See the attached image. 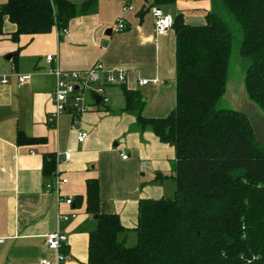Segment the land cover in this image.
<instances>
[{
    "label": "crops",
    "instance_id": "0c3cea01",
    "mask_svg": "<svg viewBox=\"0 0 264 264\" xmlns=\"http://www.w3.org/2000/svg\"><path fill=\"white\" fill-rule=\"evenodd\" d=\"M177 1L98 0L94 14L67 23L68 38H61V29L53 28L48 34L22 35L13 42L16 26L4 17L0 82L5 76L7 83H0V264L52 261L54 254L46 248L45 237L57 231L67 236L62 247L65 264H86L88 237L95 228L83 199L88 179L98 180L100 213L118 216L126 233L137 225L140 200L166 199L175 193L174 148L160 143L150 130L140 131L134 116L123 112L122 87L105 88L106 104L97 105L88 96L90 110L76 125L67 113L49 126L48 116L53 112L52 71L87 70L97 63L125 73L123 87L145 98L143 117L168 116L176 99V38L173 29L155 34L151 10L160 8L173 18L182 15L184 22L195 23L177 9ZM124 6L132 10L123 13ZM120 21L124 30L117 32ZM47 56L55 57L54 62L48 64ZM19 75H29L30 81L17 86ZM80 132L87 137L78 144ZM19 134L44 142L17 144ZM47 155L58 158L50 180L42 175ZM65 155L70 157L67 162ZM158 176L163 179L155 182ZM55 179L66 180L59 186V196L44 190ZM77 197L82 202L75 207ZM68 199L71 206L64 203ZM59 215L75 218L61 221ZM119 240L125 244L129 238L124 234Z\"/></svg>",
    "mask_w": 264,
    "mask_h": 264
},
{
    "label": "trees",
    "instance_id": "16d2710c",
    "mask_svg": "<svg viewBox=\"0 0 264 264\" xmlns=\"http://www.w3.org/2000/svg\"><path fill=\"white\" fill-rule=\"evenodd\" d=\"M210 2L202 26L186 24L182 15L173 18L176 99L168 116L143 117V95L121 86L123 112L134 116L140 131L150 130L174 148V196L138 202L136 245L126 247L119 240L126 230L118 216L100 213L98 180H86L85 211L95 220L86 264H264V148L244 117L218 107L231 80L237 42L247 64L242 84L264 114V0ZM97 4L2 0L0 31L6 17L16 26L13 42L22 35L48 34L94 14ZM43 142L17 137L22 145ZM55 168V155L44 156L43 177L50 180ZM81 202L77 197L75 207Z\"/></svg>",
    "mask_w": 264,
    "mask_h": 264
},
{
    "label": "built area",
    "instance_id": "2783aa9c",
    "mask_svg": "<svg viewBox=\"0 0 264 264\" xmlns=\"http://www.w3.org/2000/svg\"><path fill=\"white\" fill-rule=\"evenodd\" d=\"M132 8L124 6L122 11L126 13L131 11ZM151 15L154 22V32L156 35H163L173 26V17L165 14L160 8H153ZM124 30L123 22L118 23L117 32ZM59 36L61 38H68L69 32L67 29H61ZM55 57L47 56L46 62L48 64L53 63ZM52 75L55 78V85L52 92V104L53 112L48 116L49 126H53L55 122L64 114H70L72 116V124L76 125L79 118L89 112L90 105L86 98L89 96L93 99V95L96 94L101 97V104H106L108 101L104 97V91L106 87H121L125 83V73L117 71L106 70L100 63L95 64L92 68L80 71L62 72L58 69L52 71ZM30 81L29 75L17 76V86L21 87ZM1 84H6L7 80L5 76L1 78ZM141 86L146 85V81L140 83ZM87 134L80 132L77 137L78 144H81L86 139ZM69 155L64 156V161H69ZM122 159H126L123 156ZM58 158H56V163ZM66 184V180H57L50 184H46L44 190L46 192L53 191L58 196L59 186ZM64 203L68 206L72 205L71 200H64ZM70 218H75V215L63 216L59 215L58 220L68 221ZM67 242V236L60 232H55L45 237L46 248L53 252L54 259L52 261L47 259L40 260L39 264H65L66 257L62 253V247ZM3 244V239H0V245Z\"/></svg>",
    "mask_w": 264,
    "mask_h": 264
},
{
    "label": "rangeland",
    "instance_id": "374dc122",
    "mask_svg": "<svg viewBox=\"0 0 264 264\" xmlns=\"http://www.w3.org/2000/svg\"><path fill=\"white\" fill-rule=\"evenodd\" d=\"M70 3L79 5L81 3H74V1H83V0H66ZM175 5L177 9L182 12L187 18H190L191 21H195V23H189L185 22L190 26H202L205 24V15L207 12L211 10V2L210 0H180L179 2H175ZM199 22V23H196ZM232 29V27H231ZM232 31H235L232 29ZM234 34V33H233ZM235 37V35H234ZM234 43L233 46V54L230 64V73H231V85H234L235 89H238V86L242 84L243 79L245 77V71L247 64L244 61V59L241 57V55L238 54L237 48L238 45ZM237 91V90H236ZM218 107L221 109H231L229 103L222 98V100L219 102ZM174 196V193H172L170 196H165V198H172ZM127 234L129 240L124 244L126 247H133L136 245V233L134 231L124 233ZM124 234L120 236H124ZM119 236V239H120ZM132 238H135L132 240Z\"/></svg>",
    "mask_w": 264,
    "mask_h": 264
},
{
    "label": "water",
    "instance_id": "95a60500",
    "mask_svg": "<svg viewBox=\"0 0 264 264\" xmlns=\"http://www.w3.org/2000/svg\"><path fill=\"white\" fill-rule=\"evenodd\" d=\"M10 58L8 56L6 60H10ZM93 99L97 105L101 102V97L96 94L93 95ZM224 99L229 103L234 113L248 121L256 143L264 148V114L248 99L244 84H240L238 89H235L229 81L226 85Z\"/></svg>",
    "mask_w": 264,
    "mask_h": 264
}]
</instances>
